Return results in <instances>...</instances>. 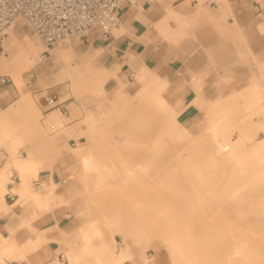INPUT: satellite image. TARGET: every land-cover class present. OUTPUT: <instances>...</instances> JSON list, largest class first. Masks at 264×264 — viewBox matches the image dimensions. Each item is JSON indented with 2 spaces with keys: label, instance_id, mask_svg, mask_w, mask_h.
I'll list each match as a JSON object with an SVG mask.
<instances>
[{
  "label": "rangeland",
  "instance_id": "374dc122",
  "mask_svg": "<svg viewBox=\"0 0 264 264\" xmlns=\"http://www.w3.org/2000/svg\"><path fill=\"white\" fill-rule=\"evenodd\" d=\"M200 1L198 9L201 12L211 10L212 13L219 14L216 19L209 22L215 32L213 37L217 38L215 45L200 46L192 32L193 24L191 22L185 24L184 21L176 20V17L173 19L171 18L173 15L163 19L164 24L171 18L178 21L179 25L184 24V28L173 31L171 36L167 37L169 40L164 35L166 32L163 26L157 27L156 24L153 26L169 44L167 57L175 56L183 63V67L175 71L173 79H167L168 97L172 98L170 95L177 92L178 85L182 82L187 87L185 103H192L195 93L202 96L197 105L196 102L192 104L193 118L180 115L183 125L190 127L189 137L178 141L167 134L172 123H166L162 119L159 108L154 104L155 94L152 91L147 90L146 94L138 95V92L144 89L143 84L152 80L153 75L164 76L144 64H138V68L134 69L135 73L130 74L122 65L115 63L117 58L112 55V51L122 42L120 31H117L116 27L106 38H92L90 43L73 39L66 44L49 48L44 59L39 58L31 67L23 68L21 86L32 97L34 104L29 109L13 113L7 119L5 117L4 124L10 132L25 133L29 153L45 165H81L84 157L77 155L72 148L82 146L84 153L93 162L100 166H115L113 174L101 188L94 187L93 177L91 178L89 174V177L87 174L73 176L64 187L59 188V191H65L68 196V201L60 207L64 209V213H68L69 219L83 224V230L98 229V233L93 231L90 233L94 242L90 241L91 244L105 242L111 246L116 239L117 246L128 235H135L142 240L139 245L133 247L135 257L138 258L141 250L148 253L157 251L158 255L166 256L167 247L163 243V237L176 230L177 233L183 234L186 240L193 237L196 242L192 256L191 253L189 256V264L195 261L201 264H264V218L259 216L256 208L264 199V171L262 177L248 187V192L244 196L247 198L240 204L242 206L230 203L227 191L230 190L231 184L240 183L244 179L243 176L249 177L252 171L228 170L231 163L225 156L217 158V161L212 160L204 112L208 100L215 99L220 88L225 95L230 97L235 95V99L222 110L228 113L230 111L229 115L232 117L240 115L249 117L244 126L249 125L248 98L243 99L239 95L248 94L250 78L258 64L264 68V27L259 26L261 23L264 24V0H259L262 3V10L259 13L254 11L252 0H206V3L205 0ZM206 22L208 24V20ZM238 23L239 26L235 27ZM8 29L0 39V57L5 58L10 57L9 50H5ZM11 29L18 44L25 36L34 37L37 38L40 54L45 51L44 44L25 21H16ZM125 31L122 34H125ZM183 45L185 47H182ZM59 53L66 56L65 59L71 64L69 68L66 66L62 68L56 57ZM104 67L110 72H115L117 79L121 78L125 83L130 80L131 87L126 88L125 93H113L108 89L109 85L99 87L94 81L96 75L93 71ZM139 70L145 72L147 77L141 82L135 80ZM126 75L129 80L125 79ZM195 75L200 79L198 83L193 80ZM2 78H6L7 81L2 82ZM223 81L228 82L224 85ZM15 83L9 75L0 72V118L22 94L21 88ZM113 83L112 80L109 84ZM52 94L58 97L59 104L48 108L46 99ZM262 102L264 104V100ZM52 111L61 114L62 122L51 125L41 119ZM263 111L253 117L259 116L257 119L264 122ZM91 118L96 119L94 126L89 123ZM259 132L260 135H264V125ZM124 139L128 141L124 142ZM72 140L76 142L75 145L72 144ZM181 148L188 151L184 158L188 159L189 163L199 166L204 173L218 175L215 181L222 183L223 186L214 187L212 190L226 191L219 195L221 198L211 201L212 208L207 211L193 209L190 205L192 201L183 202L189 208H180L183 203H180L176 193H173V190L178 188L170 190L171 187L167 186L169 183L177 185L184 182V177L176 178V175L184 174V170L173 169L177 166L174 158ZM8 149V141L0 138V163L8 160ZM124 170L132 174L125 177L122 175ZM16 175L18 176V172L13 169L12 178ZM177 179L178 182L174 183ZM222 179L224 182H221ZM35 180L40 181L39 178L33 177L31 179L33 184ZM190 181L192 180L185 179L187 186L181 184L184 185L183 190L188 186V189H192L188 185ZM229 183L230 186H227ZM7 201L13 203L15 200L7 198ZM30 204L39 209L36 217L55 209L52 206L40 207L34 203ZM17 205L14 204L13 207ZM5 210L10 209L5 207ZM169 215L176 216L177 219L168 220ZM170 221L176 223L171 225ZM231 237L242 239L250 245H258L259 256L256 257V261L255 257H248L226 263L223 253L225 250L218 244L224 241L223 246H229L227 240L230 242ZM96 238L98 243H95ZM77 239L72 241L75 246L81 244L80 238ZM210 240H213L212 248ZM82 260L87 261V258Z\"/></svg>",
  "mask_w": 264,
  "mask_h": 264
},
{
  "label": "bare ground",
  "instance_id": "6f19581e",
  "mask_svg": "<svg viewBox=\"0 0 264 264\" xmlns=\"http://www.w3.org/2000/svg\"><path fill=\"white\" fill-rule=\"evenodd\" d=\"M171 13L172 12H170V14ZM172 15L174 14L172 13L171 16ZM167 16L169 17V13L168 15H166V18ZM12 25L8 29L9 36L7 37V41L5 42V45L7 46L5 50H9L10 57H0V72H4V74L9 75L13 80V83L15 81V84H18L17 86L21 88L22 94L20 98L9 107L5 115L0 118V138L8 141L9 143L8 160L0 163V208L9 206L6 202V193L8 191H11L13 195H18V198L15 199L14 204L19 205L29 202L34 203L40 207L57 205L61 202V200L58 199L56 189L61 185V180L63 177H68L71 175L77 177L79 175L82 176L85 174H87L86 176H88L89 174L91 178L93 177V185L95 188L103 187L104 185H106L108 177L113 174L115 170L114 165L100 166L98 163L93 162L91 158L87 156L86 153H84V149L82 146L72 148L73 152L84 157L81 161V165H75L73 167H62L61 165L57 164L54 166L47 164L45 165L41 160H37L31 155V153H29L28 143L26 141L27 136L25 135V133L17 134L14 132H10L5 127V120L9 116H11L15 112L19 113L24 109H29L33 106L34 101L32 97L27 93L23 86H21L23 73L22 69L25 67H31L37 59L41 58L37 38L25 36L24 40L22 42L20 41L21 43L18 44L17 38L11 29ZM238 26L239 23L235 25V27ZM259 26L260 28H263L264 24L261 23ZM116 30L118 31L117 27ZM116 34L118 35V33ZM56 57L62 65L63 69L64 66H66V68H69L71 66V64L67 62V59H65V55L59 53L56 55ZM74 63H76V61ZM263 69V66L261 64H258L256 71L250 78L248 94L239 95V97L243 99L246 97L248 98V108H250L248 110V114L250 116V123L248 126H244V123L249 117H241V115L240 117H232L229 115L230 111L228 113L227 111L225 112L222 110L225 108V105L229 104L232 101V99H235V95L231 97L229 95H225L220 88L215 99L208 100L209 103H207L204 108V112L206 113L205 118L207 120V126L205 127V129H208L207 132L209 134L210 141H208V145H210L211 148L210 150L212 153L210 156L212 160L217 161V158L225 156L227 158V161L231 163L228 170L252 171V175H250L249 177L244 175V179L240 183H232L230 190L227 191L228 201L237 206L247 198V196L245 198L244 196L245 193L248 192V187L257 182V180L262 177V172L264 171V135H260L259 132L263 127L264 122H262L260 119H257L260 118L259 116L257 118L253 117L261 110H264V104L262 102L264 100ZM93 73L96 75L94 79L96 84H98L99 87H107L109 85L108 89L113 93H125L126 88L131 84L130 81L123 83L120 78L117 79V74H115V72H110L105 67L101 68L98 71H93ZM145 75V72L142 73L141 70H139L137 72V77H135V80L141 82L142 80H144V78H147L145 77ZM153 78L152 80H149V82L143 84L144 89L140 90L138 92V95L146 94L147 90L152 91L155 94L154 104L159 108L158 111L161 113L162 119L166 123H172L171 125L168 124L169 126H171V128H169L167 134L178 141L185 137H189L191 135L190 127L187 125H183L180 119V115H183L185 118L189 119L193 118L191 117L193 115L192 104H195L196 102L197 105V101L201 99L202 96L195 93L192 103H185V93L187 92V87L185 83L182 82L178 85L177 92L175 94H171L170 96H172V98H170L168 97L169 94H167V90L169 91V81L159 75H153ZM112 80L114 81V83L109 84L110 82H112ZM193 80L195 81V83H198L200 81L197 76H194ZM227 82L228 81H223V84L225 85ZM73 86H75V84ZM237 114H239L238 111ZM237 114L236 116H239ZM41 119H44L51 125L62 122L61 114L56 111L48 113L44 117H41ZM95 122V118H91L89 121L91 126H94ZM163 128L165 129L166 127ZM163 128L161 129L163 130ZM204 133H206V131ZM162 138L164 139L163 136ZM125 141L128 140L124 139V142ZM182 148L178 150L175 158L173 157L177 162V166L173 167V169L178 170L180 168V170H184V174L182 173L181 176L176 175V178L184 177V182H182L181 184L184 183L186 184L185 186H187V183H185V179H191L192 181H190V184L188 185H190V188L192 189H188V186L187 189L184 188L186 190L185 191L182 188L184 185L181 184L176 185L169 183L167 184V186L171 187L170 190H173L174 187L178 188L176 190H173V193H176L177 200H179L180 203L192 201V204L190 205L191 207H193V209H203V211L205 209L207 211L209 208H212L211 201L215 200L216 198H221L219 195L226 193V191L212 190L214 187L217 188L218 186L220 187V185L223 186L222 183H218L215 181V178L218 175H214L212 173H204L202 168L189 163L188 159L184 158L185 154L188 151ZM219 167L222 168L221 166ZM13 169L18 172L19 180H14L12 178L11 175ZM225 170H227V168ZM129 174L132 173H130L128 170H124L122 175L127 177ZM225 176L227 177V175H224V179ZM33 177L40 179V184L38 186L33 185L31 181ZM224 179H222L221 182H224ZM177 182L178 179L177 181H174V183ZM226 185L230 186V183ZM169 192L172 193V191ZM251 193L253 194V190ZM167 198H169V196ZM233 205L232 207L235 206ZM186 207L188 206H186V204L184 203L182 206H180V208L182 209ZM256 208L259 216H262L264 218V199L260 201ZM217 209L218 208H216V210ZM196 212H198V210ZM167 218H169L168 220L177 219L176 216L173 217L172 215H169ZM158 220H160V216ZM175 223L176 222H171V225ZM92 231L94 233H98L97 228H94L90 231L88 229L81 230V232L79 233V240L81 244L79 246H75V243L73 242L63 243L57 241L54 243V247L56 248V250H64L66 255L69 256V262H71L70 264H72L73 262L77 264H159L157 260L159 255L157 251L148 253L145 250H141L139 252L138 258L136 257L134 259L135 254L133 252V247L139 245V243L142 242V240L138 239V237L135 235H128V237L124 238L122 240V243L117 246L115 244L116 239H114V243L109 246L105 242H100L99 244H91L90 241L92 242ZM192 238L190 237L188 240H186L183 237V234L177 233L176 230L173 233L164 235L163 243L167 247V253H165L167 262L165 264H189L190 253L192 256L194 246L196 244V242ZM4 242V249L8 247L7 249L12 251V241L4 240ZM40 242L41 240L38 239L36 243H34L32 248H36L37 246H39ZM223 243L224 241H220L218 245H220L221 248L226 251V253L225 251L223 252L225 254L224 258L226 263H231L233 260L237 259H247L248 257H255V260H253L256 261L259 256V247L257 248L258 245H250V243L248 244L242 239H233V237H231L230 242L229 239L227 240V245H229L227 247L223 246ZM209 244H211L212 248L214 246L213 240H210ZM79 254H81L82 256H88L89 258H87V261L84 260V262L82 259H79L77 257L72 258V256H79ZM254 261L252 262L251 260L252 263H255ZM257 261H259V259ZM261 262H263V260ZM56 264L63 263L57 261ZM193 264L201 263L195 261L193 262Z\"/></svg>",
  "mask_w": 264,
  "mask_h": 264
},
{
  "label": "crops",
  "instance_id": "0c3cea01",
  "mask_svg": "<svg viewBox=\"0 0 264 264\" xmlns=\"http://www.w3.org/2000/svg\"><path fill=\"white\" fill-rule=\"evenodd\" d=\"M204 2L206 3V0ZM199 4H201L200 0H135L133 4L125 0L119 12L121 20L119 27H117L122 42H120L119 47L114 48V51L109 50L117 58L115 63L122 65V68H125L130 74L135 73L134 69L138 68V64H144L151 70H157L156 72L161 73L166 79H173L175 71L181 69L183 63L175 56L167 57L169 44L161 34V36L159 35V30L156 28L157 32L153 26L155 24L157 27L158 25L163 26L166 32L164 35L167 38L173 31L184 28V24L179 25L177 23L179 20L186 22L185 24L191 22L193 24L191 26L192 32L200 46L210 47L215 45L217 38L213 37L215 32H213L209 22L214 18L216 19L219 14L218 12H214V14L211 10H202V13L198 9ZM209 8H211V5ZM170 12L174 14L171 18L176 17L177 19H175L178 21L176 22L170 18L164 24L162 20L166 18L168 13L171 15ZM167 18L169 17L167 16ZM206 20H208V24ZM123 31H125V34H122ZM127 75L125 79L129 78ZM188 78L190 79V77ZM121 81L125 83L123 79ZM61 166L73 167L69 164ZM71 177L73 176L63 177L61 185L56 189V194L61 202L57 205H48L49 207H55L53 212L37 217L39 209L33 204L27 202L13 207L15 201L9 203L7 198L15 200L18 195H13L11 191L6 193V202L10 210L6 211L5 208H0V264H56L57 261L63 264L71 263L64 250H56L54 247V243L57 241L72 243V241L78 240L75 238H79V233L83 229V224L70 220L68 213H64V209L60 207L68 201V196L65 191H59V188L64 187ZM13 179L19 180V177L17 175L13 176ZM34 184L38 186L40 181L35 180ZM38 239L41 240L39 246L32 248ZM4 240L12 241V251L7 249L8 247L4 249ZM95 243H98L97 238ZM76 257L79 259L88 258V256H82L81 254L72 256V258ZM157 260L159 264H165L167 258L164 255H159Z\"/></svg>",
  "mask_w": 264,
  "mask_h": 264
},
{
  "label": "built area",
  "instance_id": "2783aa9c",
  "mask_svg": "<svg viewBox=\"0 0 264 264\" xmlns=\"http://www.w3.org/2000/svg\"><path fill=\"white\" fill-rule=\"evenodd\" d=\"M125 0H0V39L16 21L23 20L48 49L73 39L90 43L92 38H106L120 23L119 12ZM131 4L135 0H128ZM256 13L262 3L253 0ZM96 36V37H95ZM6 82V78L1 79ZM55 94L46 99L48 108L57 106ZM72 144L76 142L72 140ZM12 198V197H11Z\"/></svg>",
  "mask_w": 264,
  "mask_h": 264
}]
</instances>
